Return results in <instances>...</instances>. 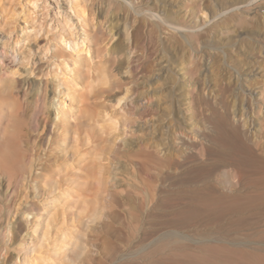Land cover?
Returning a JSON list of instances; mask_svg holds the SVG:
<instances>
[{
  "label": "rangeland",
  "instance_id": "374dc122",
  "mask_svg": "<svg viewBox=\"0 0 264 264\" xmlns=\"http://www.w3.org/2000/svg\"><path fill=\"white\" fill-rule=\"evenodd\" d=\"M113 1L0 0V264H264V0ZM199 130L204 198L152 175Z\"/></svg>",
  "mask_w": 264,
  "mask_h": 264
},
{
  "label": "bare ground",
  "instance_id": "6f19581e",
  "mask_svg": "<svg viewBox=\"0 0 264 264\" xmlns=\"http://www.w3.org/2000/svg\"><path fill=\"white\" fill-rule=\"evenodd\" d=\"M107 2H108V4H105V6L104 7H100V9L98 8V10L97 11H100L101 13L104 11V10H107V9H105L106 7H107V5H108V7H110L113 3L112 2H114L113 0H106ZM117 1V0H116ZM105 2V1H104ZM112 3V4H111ZM119 3V2H118ZM115 5V3L113 4V6ZM187 5V4H186ZM117 5H115V7H116ZM118 6H120V4L118 5ZM107 7V8H108ZM111 8H112V6H111ZM117 8V7H116ZM116 8H114L115 9V11H117L116 10ZM117 9H119V8H117ZM123 10H124V8H122ZM121 9V10H122ZM92 10V9H91ZM113 10V9H112ZM121 10H119V11H121ZM145 10V9H144ZM126 11H128V10H126ZM126 11H125V13H126ZM83 12V11H82ZM105 12V11H104ZM109 12V11H108ZM107 12V14H109ZM111 12V11H110ZM122 12V11H121ZM128 13V12H127ZM127 13H126V15H127ZM117 15V14H116ZM108 16V15H107ZM149 16V15H148ZM147 16V17H148ZM112 17V16H111ZM117 17V16H116ZM144 17V16H143ZM109 18H110V16H109ZM108 18V19H109ZM150 18V17H149ZM107 19V18H106ZM108 19H107V21H108ZM112 19V18H111ZM145 19H146V21L148 20L146 17H145ZM110 21V20H109ZM112 21V20H111ZM141 21L139 20V22L138 23H140ZM142 22H143V20H142ZM148 22V21H147ZM150 22H152V20L150 21ZM153 23V22H152ZM164 23V22H163ZM106 24V23H105ZM150 24V23H149ZM146 25V24H145ZM112 26V25H111ZM150 26H151V24H150ZM109 27V26H108ZM149 27V26H148ZM165 27H168L167 25H164V24H162L161 23V21H159V20H156V22L154 21V23H153V25H152V28L150 29V30H148V32H147V39H148V43H149V45L150 46H155L154 45V41L156 42V40H154L155 38H154V36L158 33V32H161V33H165V32H167V31H169V29H167V30H165ZM110 29H111V27H110ZM139 30H141V29H139ZM114 31V30H113ZM116 32V31H115ZM137 32V31H136ZM189 32V31H188ZM111 33V32H110ZM190 36H198L199 35V33H198V31H190ZM113 35L114 34H112V37H113ZM138 35V34H137ZM189 35V34H188ZM186 36V35H185ZM190 36H188V38L190 37ZM111 37V38H112ZM135 37V36H134ZM137 37H135V39H136ZM134 39V40H135ZM65 42V41H64ZM66 44V43H65ZM139 44V41H138V43H137V45ZM116 45V44H115ZM185 46V45H184ZM121 47V46H120ZM137 47V46H136ZM151 48V47H150ZM116 49L117 50H120V48L119 47H116ZM124 49V48H123ZM122 50V49H121ZM112 52V51H111ZM121 52V51H120ZM119 52V53H120ZM115 53V52H114ZM112 54V53H111ZM116 54V53H115ZM116 58H118V56L116 57ZM189 58V57H188ZM192 58V57H191ZM119 60V59H118ZM192 60V59H191ZM186 63V65H187V61L185 62ZM189 65V64H188ZM151 67V66H150ZM186 67V66H185ZM151 69V68H150ZM101 73V72H100ZM64 79V78H63ZM69 84V83H68ZM30 85V84H29ZM21 86V85H20ZM24 87V86H23ZM56 87H57V85H56ZM55 87V88H56ZM16 88V87H15ZM38 88V87H37ZM27 89V88H26ZM41 89V88H40ZM39 89V90H40ZM127 89L128 88H126V90L124 91V92H128L127 91ZM36 90V89H35ZM16 91V90H15ZM23 91V90H22ZM31 91V90H30ZM130 91V90H129ZM36 92V91H35ZM34 92V93H35ZM38 92V91H37ZM36 92V93H37ZM61 92V91H60ZM58 93L59 92H57L56 90L55 91H53L52 92V98H51V102H50V104L52 105V106H54V108H58V107H60V106H62L63 105V102H59V100H56V98L58 99ZM126 93L125 94H123V95H126ZM30 94V93H29ZM41 94L42 93H40V91L37 93V95L38 96H40L41 97ZM31 95V94H30ZM37 95H35V96H37ZM44 95V94H43ZM35 96H33V97H35ZM32 97V96H31ZM123 97H125V96H123ZM41 98H43V97H41ZM162 98V97H161ZM28 99H29V97H28ZM119 99V98H118ZM40 100H42V99H40ZM44 101H45V99H43ZM201 100L203 101V100H205L204 99V96H202V98H201ZM28 101V100H27ZM26 101V102H27ZM121 101H123V100H121ZM38 102V101H37ZM36 101H35V103H37ZM40 102V101H39ZM43 102V101H42ZM201 102V101H200ZM204 102V101H203ZM118 103V102H117ZM34 104V103H33ZM201 104V103H200ZM222 104V103H221ZM2 105V104H1ZM28 105V104H27ZM27 105H25V106H27ZM31 105V104H30ZM29 105V106H30ZM36 106L38 105V104H35ZM23 106V105H22ZM34 106V105H33ZM58 106V107H57ZM120 106V105H119ZM7 107V108H6ZM6 107H5V109L7 110V114L9 115V118L11 119V120H13L14 119V117L15 116H17L16 114L18 113V111H19V109H21V107L19 106V107H16V106H13V104L12 103H8V105H6ZM24 107V106H23ZM31 107V106H30ZM29 107V108H30ZM42 107V106H41ZM25 108V107H24ZM52 107H50V109H51ZM53 108V109H54ZM23 109V108H22ZM35 109H36V107H35ZM55 109V110H56ZM224 109V111H227V109L226 108H223ZM60 110H63V109H60ZM59 110V111H60ZM22 111V110H21ZM21 111H19V112H21ZM23 111H24V109H23ZM59 111H58V113H59ZM27 112V111H26ZM40 112V111H39ZM24 113H25V111H24ZM55 113V112H54ZM21 114V113H20ZM29 114V113H28ZM34 114V113H33ZM38 113H36V115H37ZM55 115H57V113L55 114ZM224 115V120H227V114L225 113V114H223ZM5 116V115H4ZM28 116H30V114L28 115ZM64 117H65V115H63ZM141 116H143V114H141ZM204 116V115H203ZM25 117H26V115H25ZM25 117H23V119L25 118ZM57 117H58V115H57ZM232 117V116H231ZM8 118V119H9ZM27 118V117H26ZM25 118V119H26ZM54 119H57V118H54ZM60 119V118H59ZM7 120V119H6ZM60 121H62V120H60ZM13 122V121H12ZM46 122V121H45ZM202 122H204V123H206V118L205 117H203L202 118ZM30 123V122H29ZM44 123V122H43ZM225 123H227V121H222L221 122V136H224V135H226V133L224 132V127H225ZM48 124V123H47ZM2 125H4V123L3 124H1V129H2ZM13 125V124H12ZM11 125V126H12ZM24 126H26V125H24ZM44 126V125H43ZM30 127V126H29ZM13 128V127H12ZM32 128V127H31ZM33 129V128H32ZM201 129H203V128H201ZM204 129H205V127H204ZM4 130H5V128H4ZM25 130L27 131V129H26V127H25ZM6 131H8V130H5V132L4 133H6ZM11 132H13L12 130H10ZM32 131V130H31ZM113 131V130H112ZM200 131V130H199ZM40 133V132H39ZM10 134V133H9ZM12 134V133H11ZM27 134V133H26ZM26 134H24L25 136H27ZM198 135H197V139H199L198 141H197V143H194V142H192V141H188V140H182V142H181V146L184 148V156H183V158H182V160H180V161H176L173 157V150L171 151L172 152V155H171V153H169L168 155H166V157H163L164 159H165V162L163 163V164H160L159 165V170H158V173L157 174H152L153 176H155L156 178L158 177V178H160L159 180L161 181V184L162 185H172V186H174V185H176V184H178V183H181V182H183V183H185V184H189V183H191L192 181H193V179L194 178H196L197 179V181L199 182V184L201 185V195H202V197L204 198L205 197V192H204V190H205V188H204V184H205V182H206V180H207V178H208V174H209V169H208V165H207V163H206V159H207V156L209 155V151H208V147H207V142H208V140H207V136H206V133L202 130V131H200L199 133H197ZM1 135V134H0ZM4 135L5 134H3V136H0L1 138L0 139H2V137L4 138ZM8 135V134H7ZM163 135V134H162ZM165 135V134H164ZM163 135V136H164ZM8 137L10 138V135H8ZM225 137V139H226V136H224ZM51 138V137H50ZM6 139V138H5ZM4 139V140H5ZM116 139V138H115ZM187 139V138H186ZM7 140H8V138H7ZM114 140V139H113ZM194 141V140H193ZM51 142V141H50ZM49 142V143H50ZM2 143V142H1ZM4 143V142H3ZM2 143V144H3ZM6 143V142H5ZM46 143V142H45ZM48 143V142H47ZM64 143V142H63ZM142 143V142H141ZM146 143V142H145ZM113 144V143H112ZM3 146V145H2ZM46 146H47V144H46ZM131 146V145H130ZM152 146V145H151ZM4 147V146H3ZM144 147V146H143ZM46 148H48V147H46ZM46 148L44 149V150H46ZM147 148V147H146ZM146 148H145V150H146ZM181 148V147H180ZM143 149V148H142ZM149 149L150 148H147V150L149 151ZM3 150V149H2ZM171 150V149H170ZM129 151V150H128ZM142 151V150H141ZM51 152V151H50ZM133 152H135V151H133ZM139 152H140V149H139ZM139 152H135V153H139ZM150 152V151H149ZM2 153V152H1ZM127 152L125 151V154H126ZM34 154V153H33ZM130 155V152L129 153H127V155ZM133 154V153H132ZM123 155V154H122ZM126 155V156H127ZM129 155H128V157H129ZM125 156V155H124ZM132 156V155H131ZM146 156V155H145ZM21 157V156H20ZM34 157V156H33ZM123 157V156H122ZM150 157V156H149ZM32 158V157H31ZM44 158V157H43ZM126 158V157H125ZM131 158V157H130ZM220 159V158H219ZM34 160V159H33ZM19 161V160H18ZM31 163H32V159H31ZM154 163V162H153ZM3 164V161L0 159V166ZM145 164V163H144ZM191 164H193L194 166L191 168V169H189L188 168V166L189 165H191ZM155 165V164H154ZM29 166H31V165H28V167ZM229 166H233L234 168H236V171H233L232 172V175L234 176V177H237V175H238V171H237V168H238V162H237V160L236 159H234L233 157L232 158H225L224 160H223V163L221 164V169H227ZM32 167H33V165H32ZM195 167V168H194ZM21 169H23V168H21ZM28 169V168H27ZM26 170V169H25ZM30 170H32L31 168H30ZM146 170V169H145ZM178 171L179 173L178 174H174V172L175 171ZM21 171V170H20ZM147 172H149V170H146ZM24 173H25V171H24ZM24 173H22V175L24 174ZM27 173V172H26ZM31 173H32V171H31ZM229 174V173H228ZM29 175V174H28ZM28 175H23L24 177H26V176H28ZM31 175V174H30ZM227 174H226V170L225 171H223V176L225 177ZM23 177V178H24ZM27 179V178H26ZM25 179V180H26ZM24 180V179H23ZM24 180V181H25ZM147 182V181H146ZM25 185V184H24ZM158 185V184H157ZM159 185H160V182H159ZM158 187V186H157ZM159 187H164V186H159ZM161 188V189H162ZM149 189V188H148ZM155 189H156V186H155ZM160 188H158L157 190H156V194H154L153 193V191H148V203L149 204H151V206L149 207V209L147 210V214H146V217H148V218H150V217H152V215L153 214H155V209H158V205H159V201H160V198L158 197V195L159 194H163L164 193V190H162V191H160L159 190ZM211 194V193H210ZM210 194L208 195V196H210ZM38 197V196H37ZM131 199V198H130ZM249 199V198H248ZM133 200H134V198H133ZM132 200V201H133ZM100 203V202H99ZM189 203V202H188ZM43 205V204H42ZM185 205V204H184ZM148 206V205H147ZM193 206V205H192ZM43 207V211H40V218H43V219H46V216H47V214L49 213L50 214V212L46 209V207H44V206H42ZM161 207H162V205H161ZM174 207V206H173ZM173 207H171V208H167L165 211H167V212H169L168 214H172V208ZM132 208V210L129 212V214H130V216L132 217V219H131V222L129 223V224H131V228H132V230L134 229V228H136V226H137V219L139 218V216H138V214H140V213H142V212H144V210H145V204L144 203H137V202H135V205L134 206H132L131 207ZM160 208V207H159ZM191 208V207H190ZM192 209V208H191ZM26 210H29V209H26ZM128 210H130V209H128ZM195 210V209H194ZM186 211V210H185ZM100 212V211H99ZM108 212V211H107ZM187 212V211H186ZM26 213H28V212H26ZM30 213V212H29ZM28 213V214H29ZM39 213V212H38ZM184 213V212H183ZM194 213V212H193ZM198 213V212H197ZM196 213V214H197ZM200 213V212H199ZM27 214V215H28ZM96 214H98V212H96ZM109 214V213H108ZM182 214V213H181ZM186 214V213H185ZM190 213L188 212V214L187 215H189ZM196 214H195V216H196ZM24 215V214H23ZM30 215V214H29ZM28 215V216H29ZM33 215V214H32ZM31 215V216H32ZM37 215V214H36ZM102 215V214H101ZM204 215V214H203ZM27 216V217H28ZM168 216V215H167ZM194 216V217H195ZM35 217V216H34ZM33 217V218H34ZM98 217V216H97ZM188 217V216H187ZM204 217V216H203ZM38 218V217H37ZM27 219V218H26ZM42 219V220H43ZM48 219V218H47ZM47 219H46V221H47ZM31 220V219H30ZM36 220V219H35ZM34 220V222H36ZM37 220H40V219H37ZM202 220H204V219H202ZM41 221V220H40ZM26 222V221H25ZM32 222H33V219H32ZM40 223V222H39ZM46 223V222H45ZM38 224V223H37ZM151 224V223H150ZM200 224H201V222H200ZM108 225V224H107ZM149 225V224H148ZM30 226V225H29ZM199 226V225H198ZM28 227V226H27ZM36 227V226H35ZM44 227V226H43ZM47 227V226H46ZM45 227V228H46ZM106 227V226H105ZM7 228V227H6ZM9 231H10V229L9 228H7ZM28 229V228H27ZM35 229V228H34ZM33 229V230H34ZM48 229V228H47ZM45 231H46V229H44ZM132 230H131V236L133 235V233H132ZM28 231V230H27ZM135 231V230H134ZM257 231V230H256ZM5 232H7V230L5 231ZM10 234V233H9ZM23 234H25V232L23 233ZM43 234H45V233H43ZM48 234V233H47ZM6 235V234H5ZM260 235V234H259ZM27 236V235H26ZM31 236V235H30ZM29 236V237H30ZM25 237V236H24ZM6 238V237H5ZM18 240V239H17ZM69 240V239H68ZM22 241V240H21ZM25 241V240H24ZM160 241H161V239H160ZM153 242V241H152ZM158 242V241H157ZM6 243V241L3 243V244H5ZM23 243H25V242H23ZM29 243V242H28ZM175 243V242H174ZM22 244V243H21ZM26 245H28V244H26ZM25 245V246H26ZM4 246V245H3ZM18 246V245H17ZM20 246V245H19ZM151 246V245H150ZM5 247V246H4ZM27 247V246H26ZM2 248V247H1ZM16 248H18V247H16ZM21 248V247H20ZM19 248V249H20ZM182 248V247H181ZM175 249V248H174ZM0 250H3V248L2 249H0ZM144 250H145V248H144ZM17 251V250H16ZM22 251V250H21ZM24 251V250H23ZM2 253V252H1ZM138 255V254H137ZM17 258V257H16ZM22 259H23V257H21ZM127 258V257H126ZM18 259H19V257H18ZM27 260V262L25 261L24 263L25 264H27L28 263V257L26 258ZM31 259V258H30ZM29 259V260H30ZM189 259V258H188ZM33 262H34V260L33 259H31ZM30 260V261H31ZM47 261V260H46ZM122 261V260H121ZM21 262V261H20ZM30 263V262H29ZM15 264V263H14ZM19 264V263H18ZM31 264V263H30Z\"/></svg>",
  "mask_w": 264,
  "mask_h": 264
}]
</instances>
